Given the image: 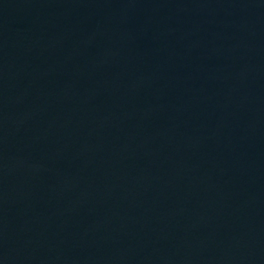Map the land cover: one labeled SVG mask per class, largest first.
Listing matches in <instances>:
<instances>
[{
  "label": "water",
  "instance_id": "water-1",
  "mask_svg": "<svg viewBox=\"0 0 264 264\" xmlns=\"http://www.w3.org/2000/svg\"><path fill=\"white\" fill-rule=\"evenodd\" d=\"M0 264H264V0H0Z\"/></svg>",
  "mask_w": 264,
  "mask_h": 264
}]
</instances>
